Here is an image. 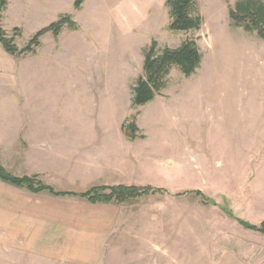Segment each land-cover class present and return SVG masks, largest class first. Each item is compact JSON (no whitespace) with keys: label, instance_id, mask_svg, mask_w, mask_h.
Segmentation results:
<instances>
[{"label":"rangeland","instance_id":"obj_1","mask_svg":"<svg viewBox=\"0 0 264 264\" xmlns=\"http://www.w3.org/2000/svg\"><path fill=\"white\" fill-rule=\"evenodd\" d=\"M76 1L7 0L3 27L20 49L64 16L77 26L47 32L36 53L0 43V165L58 190L162 188L112 203L119 217L99 264H264V234L229 214L264 220V39L232 24L238 0H198L203 23L190 31L171 30L166 0ZM188 38L202 53L196 72L174 67L161 93L134 107L152 42L160 50ZM133 116L143 136L130 140L122 127ZM3 202L32 232L29 251L0 247V264H87L68 247L110 230L106 203L79 195L0 180Z\"/></svg>","mask_w":264,"mask_h":264},{"label":"trees","instance_id":"obj_2","mask_svg":"<svg viewBox=\"0 0 264 264\" xmlns=\"http://www.w3.org/2000/svg\"><path fill=\"white\" fill-rule=\"evenodd\" d=\"M7 0H0V43L4 49L12 55H23L27 53H36L40 45L41 37L47 32L52 31L58 35L65 25L76 27L77 24L71 20L70 16H64L53 22L49 26L39 30L29 44L20 49L16 44V36H10L3 27V12L7 6ZM81 4V0L76 1V7ZM170 15V28L174 31L199 30L203 23V17L198 10V0H166ZM229 14L232 24L241 26L247 31H256L264 39V2L261 0H238L234 5H230ZM16 32H20L18 28ZM19 34V33H16ZM157 41H153L145 55L143 74L138 78L133 87L132 105L139 107L152 101L157 94L167 86V77L174 67L190 76L194 74L202 61V53L194 38L184 40L178 47H165L158 50ZM124 133L130 140H135L143 135L139 133V127L135 123V116L129 124L122 127ZM0 180L19 188H26L33 194H40L48 191L55 197L75 196L86 199L90 204L117 203L122 204L141 196H147L162 188H156L151 185H94L82 192L58 190L53 186L43 183L37 178V175L17 176L9 172L0 165ZM195 194L204 197L199 190ZM231 217L238 220L245 228L260 231L264 234V220L258 226L235 216L229 211Z\"/></svg>","mask_w":264,"mask_h":264},{"label":"crops","instance_id":"obj_3","mask_svg":"<svg viewBox=\"0 0 264 264\" xmlns=\"http://www.w3.org/2000/svg\"><path fill=\"white\" fill-rule=\"evenodd\" d=\"M97 205L98 204H96L95 206ZM103 206H104L103 207L104 211L110 214L109 220L103 221V226H109L110 230L108 231V233L103 234L101 237H98L96 236V234H93L91 232L90 235L91 237L89 238L91 243L87 246L77 245L75 247L74 245H70V248L68 247L67 249L68 250L67 255L71 254V257L74 258V261L75 260L78 261L79 258L77 256H82L84 258L82 260L87 264H99L103 261L104 252L107 247L106 243L111 235L110 232L111 227L115 225V222H117V219L119 217L118 205L111 203ZM14 212H15L14 208L11 207L7 202H3L0 204V247H5V248L8 247L11 248L13 251L17 248L19 252L29 251L30 249L28 247L29 246L28 241L31 238L32 230L29 224L25 225L23 219L19 218L15 220L13 217ZM35 237L37 238V236ZM16 239L17 241H21V242L14 243ZM101 243L102 245H100ZM32 249L40 250V248L37 246L32 247ZM51 252H55V251L51 250ZM18 257L19 256L15 255L13 252L11 257L8 258H12V261H15V259H18ZM0 260L2 259L0 258Z\"/></svg>","mask_w":264,"mask_h":264}]
</instances>
